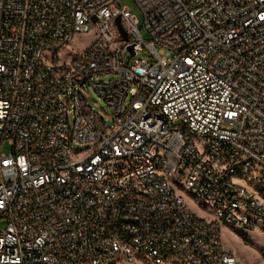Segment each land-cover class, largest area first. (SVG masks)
I'll return each mask as SVG.
<instances>
[{
	"label": "built area",
	"instance_id": "1",
	"mask_svg": "<svg viewBox=\"0 0 264 264\" xmlns=\"http://www.w3.org/2000/svg\"><path fill=\"white\" fill-rule=\"evenodd\" d=\"M133 1L140 26L0 0V264H238L222 229L264 236V0Z\"/></svg>",
	"mask_w": 264,
	"mask_h": 264
},
{
	"label": "rangeland",
	"instance_id": "2",
	"mask_svg": "<svg viewBox=\"0 0 264 264\" xmlns=\"http://www.w3.org/2000/svg\"><path fill=\"white\" fill-rule=\"evenodd\" d=\"M119 2L123 7H127L131 15H134L137 18L140 26L142 24L143 16L136 3L133 0H119ZM143 36L146 38L145 33ZM94 40L95 35L93 30L87 34H77L68 45V51H82ZM157 49L161 56H171V53L161 46H158ZM66 52L67 51L59 52L61 59H64ZM112 79L113 77H100L96 81L106 82ZM89 95V103L93 107L96 114H98L100 118L104 119L106 124L111 125L112 115L110 114L106 103L92 90L89 92ZM9 148V144L5 143L2 147V151L4 153H8ZM183 197L188 208L194 214L202 218H210L211 211L204 209L189 195H183ZM4 224L5 222H0V226ZM222 240L232 250L238 264H264V236L257 235V233L253 231H242L224 227L222 229Z\"/></svg>",
	"mask_w": 264,
	"mask_h": 264
},
{
	"label": "water",
	"instance_id": "3",
	"mask_svg": "<svg viewBox=\"0 0 264 264\" xmlns=\"http://www.w3.org/2000/svg\"><path fill=\"white\" fill-rule=\"evenodd\" d=\"M93 19H94V21L96 20L95 17H93ZM115 24H116V26H117V28H118V30H119V32H120V35H121L122 39H123L124 41H126V40L128 39V37H127V34H126L124 28L122 27V25H121V23H120L119 18H117V19L115 20ZM130 49H131V48H130Z\"/></svg>",
	"mask_w": 264,
	"mask_h": 264
}]
</instances>
